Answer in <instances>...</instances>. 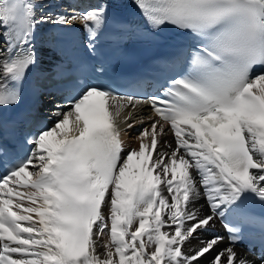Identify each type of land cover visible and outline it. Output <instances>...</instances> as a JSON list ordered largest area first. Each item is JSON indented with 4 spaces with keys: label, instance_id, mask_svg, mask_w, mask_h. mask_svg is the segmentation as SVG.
<instances>
[{
    "label": "snow or ice",
    "instance_id": "1",
    "mask_svg": "<svg viewBox=\"0 0 264 264\" xmlns=\"http://www.w3.org/2000/svg\"><path fill=\"white\" fill-rule=\"evenodd\" d=\"M134 3L147 31L171 26L189 42L172 62L174 78L151 94H139L143 79L128 95L81 81L59 90L54 125L30 136L29 154L0 178V264H199L223 237L191 252L185 244L217 219L230 244L209 264H252L233 247L250 229L264 242V215L252 210L264 205V0ZM38 9L37 0H0V110L20 104L39 65V25L79 23L94 57L114 23L107 5L39 17ZM76 40L54 30L47 43L63 56ZM52 73L63 80L71 70L61 59ZM145 106L151 116L141 115ZM136 117L150 123L126 150ZM201 195L207 214L194 207Z\"/></svg>",
    "mask_w": 264,
    "mask_h": 264
},
{
    "label": "bare ground",
    "instance_id": "2",
    "mask_svg": "<svg viewBox=\"0 0 264 264\" xmlns=\"http://www.w3.org/2000/svg\"><path fill=\"white\" fill-rule=\"evenodd\" d=\"M38 3L42 4V9H38L37 11V16L41 14V11L44 13L51 12L54 14V11L51 10L50 8L52 7L53 3L52 0H37ZM47 24H41L38 27H43ZM39 56H40V61L42 63L47 62L49 58V53L47 51H43L42 49L39 50ZM49 109H53L52 105L48 106ZM144 117H147V115H144ZM150 123L149 121H145V123H140L139 119L135 123L134 127L128 130V133L126 136L123 138L126 141V150H130L132 147H138V142L136 140V137L139 135L141 130L147 126V124ZM165 140H167L169 143L175 147V141L174 137L172 136L171 133L164 137ZM159 151H163L165 149H158ZM194 207L197 209H200L201 214H207L208 213V205L206 203V200L204 197L201 195V197L195 202ZM107 211V209H105ZM220 224L218 223V220L215 221L214 225L210 227L207 231L200 232L194 239L191 240V243L185 244L184 250L186 252H191V250L200 247V242L201 241H206L212 239L214 236H220L223 237L222 242L219 243L218 247L216 248V252L221 251L222 249L226 248L229 246V244L226 242V239L224 237V234L220 228ZM107 239V237H102V240ZM234 251L237 253V260L243 258L246 259L247 261L252 262V264H262V262L258 261L254 255L246 253L241 247L238 246H233ZM102 248H98V251H102ZM216 252H213L212 255L206 256L204 258L200 259L199 264H209V261L212 259V256L216 254Z\"/></svg>",
    "mask_w": 264,
    "mask_h": 264
}]
</instances>
